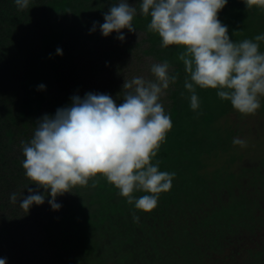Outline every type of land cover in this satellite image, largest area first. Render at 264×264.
I'll list each match as a JSON object with an SVG mask.
<instances>
[{
  "label": "trees",
  "instance_id": "obj_1",
  "mask_svg": "<svg viewBox=\"0 0 264 264\" xmlns=\"http://www.w3.org/2000/svg\"><path fill=\"white\" fill-rule=\"evenodd\" d=\"M76 2L80 1L34 2L46 30L20 82L26 95V99L22 95V105L28 112H38L44 89L37 86L55 83L62 60L75 65L73 34L78 26L72 25L74 15L83 12L72 4ZM218 19L234 42L264 33V9L256 4L247 7L244 0H228ZM149 22V17L141 15L132 21L151 44L146 54L180 66L184 84L183 63L174 57L182 49L174 45L158 48L160 38L147 30ZM258 43L259 51H264V41ZM3 48L0 40V52ZM57 48L62 55L56 54ZM195 88L199 108H190V93L183 89L170 116L172 128L155 158L159 170L175 173L170 190L160 194L151 212H143L97 176L95 187L87 186L80 204L65 209L45 228L47 243L60 264H264V157L232 159L226 166L210 162L228 154L226 137L220 136L213 123L218 116L223 122L233 107L221 112L229 101L220 99L215 89ZM9 116L6 104L0 105V118ZM225 123L235 138L236 131ZM41 193L47 194L45 190ZM133 214L138 220H133Z\"/></svg>",
  "mask_w": 264,
  "mask_h": 264
},
{
  "label": "clouds",
  "instance_id": "obj_2",
  "mask_svg": "<svg viewBox=\"0 0 264 264\" xmlns=\"http://www.w3.org/2000/svg\"><path fill=\"white\" fill-rule=\"evenodd\" d=\"M18 10L30 9L31 0H13ZM228 0H139V14L150 18L147 30L158 35L161 47L179 46L186 77L184 88L190 93V108H199L195 86L216 90V95L230 102L234 110L253 115L264 97V52L259 43L264 33L252 40H230L228 28L218 19V12ZM264 9V0H244ZM137 8L129 0H117L103 14L99 24L101 35L117 33L125 39L122 29L135 32L133 18ZM93 21L89 31H95ZM57 55L62 50L57 48ZM167 60L154 63L150 72L154 79L134 76L124 81L122 103L117 105L104 93L86 92L81 98L70 97V103L44 114L36 123L29 142H22L24 175L47 192L52 210H59L58 195L71 192L74 186L96 185L101 176L112 184L136 210L151 212L161 193L172 186L174 172L159 170L157 157L160 145L172 128L170 115L160 102L161 96L177 74L170 72ZM43 90L45 85L37 86ZM234 145L246 141L233 138ZM144 193L136 196L134 193ZM28 195L19 206L28 212L41 205L45 195L28 188ZM9 200L17 203L15 193ZM133 220L138 217L133 214ZM7 258H0L6 264Z\"/></svg>",
  "mask_w": 264,
  "mask_h": 264
},
{
  "label": "rangeland",
  "instance_id": "obj_3",
  "mask_svg": "<svg viewBox=\"0 0 264 264\" xmlns=\"http://www.w3.org/2000/svg\"><path fill=\"white\" fill-rule=\"evenodd\" d=\"M35 1L31 0L30 9L21 11L13 0H0V40L4 41V48L0 52V105L6 104L10 111L7 120L0 118V258L6 257V264H60L55 250L47 243L45 228L65 209L78 206L83 194L88 191L87 186L77 185L70 189L71 192L58 195L56 202L61 205L59 210L51 209L47 194L43 204H33L27 213L19 206L20 200L29 194L28 188L44 192V189L40 188V191L35 184H31L22 167V142L30 141L36 123L44 114L52 115L57 108L68 105L71 96L83 98L86 92L108 94L119 105L125 91L122 89L124 81L134 76L154 79L150 67L162 62L155 54H146L151 44L146 40L145 32L136 30L129 33L122 29L125 36L123 41L116 38L115 32L107 37L101 35L99 24L104 22L103 14L117 0H78L80 2L72 3L83 10L80 15H74L76 20L72 25L78 26L73 34L77 50L75 65L62 60L54 78L55 83L51 87L46 84L42 91L38 112H28L22 105V95L24 99L26 95L23 88L21 90L20 82L23 75L29 72L33 48L39 47L40 38L46 30L45 24H40L39 8L35 7ZM129 3L137 8V15H140L139 0H129ZM93 21L98 22L97 27L90 32ZM230 36H234V33ZM179 54L180 51L175 52L174 57H179ZM78 61L82 63L77 64ZM169 70L177 74V80L165 90L160 102L171 116L185 88L180 66L173 64ZM260 102L261 107L253 115L240 114L233 109L222 119L223 122L220 116L215 119L213 125L220 136L226 137L224 142L229 145V150L228 154L215 156L210 162L226 166L232 159L238 162L246 157H264V97L260 98ZM225 103L224 110H221L224 113L232 108L230 102ZM225 122L236 131L235 138L246 141L245 147L233 144ZM11 193L16 194L17 203L9 200Z\"/></svg>",
  "mask_w": 264,
  "mask_h": 264
}]
</instances>
